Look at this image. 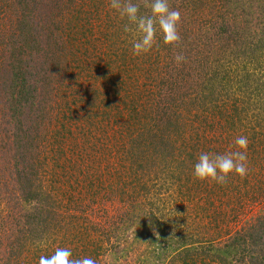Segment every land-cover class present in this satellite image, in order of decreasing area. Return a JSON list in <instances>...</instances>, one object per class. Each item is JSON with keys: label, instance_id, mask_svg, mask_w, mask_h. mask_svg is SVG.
<instances>
[{"label": "trees", "instance_id": "trees-1", "mask_svg": "<svg viewBox=\"0 0 264 264\" xmlns=\"http://www.w3.org/2000/svg\"><path fill=\"white\" fill-rule=\"evenodd\" d=\"M224 1L169 0L181 40L157 33L154 49L134 56L110 0H0V264H39L56 247L97 264H264V116L244 133V178L209 187L192 175L201 152L236 150L227 137L241 122L234 102L208 108L214 72L204 77L202 60L219 50L223 63L243 43L245 70L264 48V0L255 23ZM134 2L149 14L148 0ZM177 54L198 63L186 73ZM208 117L231 121L215 129ZM209 192L232 211L257 210L232 232L184 230Z\"/></svg>", "mask_w": 264, "mask_h": 264}, {"label": "rangeland", "instance_id": "rangeland-1", "mask_svg": "<svg viewBox=\"0 0 264 264\" xmlns=\"http://www.w3.org/2000/svg\"><path fill=\"white\" fill-rule=\"evenodd\" d=\"M222 1L223 4H227L226 1L224 0ZM231 1L233 7L235 8L236 14L239 15L240 9H243L242 15L239 16L240 21H242L243 23L249 21L255 23L257 17H260V13H261L259 10L260 6H258L256 2L259 0H231ZM263 4L264 2L261 3V5ZM244 14L246 16H244ZM254 32L256 34H261L258 28H255ZM222 42L224 43L223 40ZM227 42L229 41L225 40V43ZM242 45L243 43H239L237 44V46H234L235 50L224 58L223 63H216L217 57L220 56V53L219 50H215L214 53H211L206 59L202 60L203 65L202 68L200 69V72L204 77H208L210 74H212V71L214 72V76L212 78L215 84V85L213 84L214 86H212V89H214V91L213 94H211L210 99L208 100L209 102L208 108L210 109V111L211 110L214 111V109L212 108L213 104L215 107L218 106L217 109H220V107L223 104L231 103V102L235 103L236 111L237 110L241 111V122L235 124V130H237L235 131L236 133H230V135L227 137L228 139H230V143H233L234 138L239 135H245V136L246 134L249 135V133L252 131L251 128L254 125L253 123H255L254 121H256V117L264 116V57H262L264 55V50H263L264 48L260 47L259 55L255 57L253 56L252 57L253 60L251 61L249 67L245 70H242V65H243L242 62H245L241 50ZM64 50L66 49H63L60 52L58 51L61 60L64 58L63 57ZM236 51H238L239 53V55L237 56L238 59L235 58ZM7 53H8L7 49L6 50L1 49L0 59L6 58ZM196 63H198L197 60H192V61L186 60V63L185 64L181 63L179 67L180 69H183V71H186L187 73L191 71V69L194 66H196ZM49 65L51 67L54 66L51 63H49ZM185 66H187V68ZM216 68H220V70ZM242 77L246 79H244V81H239V79H241ZM226 78L229 79L230 81L225 86ZM219 82H221V84ZM208 119L214 123L216 122L218 123L217 125L214 126L215 129L220 127V123L221 126L222 125L228 126V124L231 121V120L228 121L227 124L225 120L226 117H208ZM204 130L205 132H208L210 134L211 133L210 130L213 129H211L209 126H206ZM228 131L230 132V130ZM225 133L226 131H223V135ZM0 157L3 158L2 153H0ZM251 163L252 162L249 161L247 167H249V165H252ZM7 167L9 168V166ZM8 168L6 170L7 173H8ZM210 186H211V182L209 181V187ZM224 197L225 196L221 197L219 193L217 194V193L209 192L207 194V197L204 196V199L203 197L201 199H198L197 208L199 209L200 207H205L206 209L203 210V212L202 211L200 212L201 215H195V212L193 210L191 212L192 214L188 215L187 218L181 222V225L184 228V230L187 229L189 232L196 233L199 236L202 235L203 237L207 235H212V233L217 230L218 231H223L222 229L227 230V228L229 231L232 232L233 230L238 229L241 226V222L243 221V219H245V215L246 217H248L249 215H251V212L257 210V208L250 210L251 206L248 205L245 206L243 209L241 208L240 210H237L236 212L235 210L232 211L230 209V206H228V208L224 207L222 203ZM194 200H196V198ZM194 203L195 202H193L192 204L194 205ZM213 206L216 207L215 210H217V212L218 211L221 212L224 207V209L227 210L226 213L223 212L226 216L223 217L221 216L222 214L221 215L218 214L217 215L218 221L213 220L212 215L209 214L213 210L212 209ZM247 209L249 210L246 212ZM242 217L244 218L241 219ZM91 219L93 221H96L97 216L94 213H92ZM152 231L154 232V229H152ZM124 245L125 243L122 242L119 245V247L115 249V252L120 255V249H122ZM258 248L259 250L264 252V235H262L258 240ZM237 252H239V250ZM125 256L127 257V259H130V255H125ZM123 257L124 256H121V260ZM108 261L110 264L113 262L112 259H108ZM207 261L208 260L206 259V263Z\"/></svg>", "mask_w": 264, "mask_h": 264}, {"label": "clouds", "instance_id": "clouds-1", "mask_svg": "<svg viewBox=\"0 0 264 264\" xmlns=\"http://www.w3.org/2000/svg\"><path fill=\"white\" fill-rule=\"evenodd\" d=\"M109 6L125 21L123 31L133 34L131 49L134 56L150 53L158 43L157 33L166 45L178 44L181 40L178 32L181 13L170 8L169 0H148V15L141 13L140 6L134 0H110ZM184 61L183 54L174 56L177 65ZM248 144L249 138L239 135L234 138V151L201 152L192 166L193 177L220 185L226 183L230 174L244 178L248 173ZM39 264H97V261L90 256L73 257L71 248L56 247L52 254L41 255Z\"/></svg>", "mask_w": 264, "mask_h": 264}]
</instances>
